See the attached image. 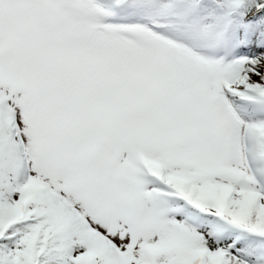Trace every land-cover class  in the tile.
Here are the masks:
<instances>
[{"label": "snow or ice", "instance_id": "snow-or-ice-1", "mask_svg": "<svg viewBox=\"0 0 264 264\" xmlns=\"http://www.w3.org/2000/svg\"><path fill=\"white\" fill-rule=\"evenodd\" d=\"M0 264H264V0H0Z\"/></svg>", "mask_w": 264, "mask_h": 264}]
</instances>
